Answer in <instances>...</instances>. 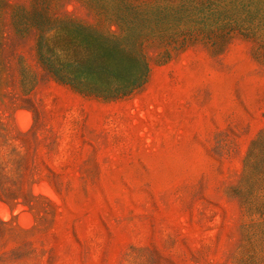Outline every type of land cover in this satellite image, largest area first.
<instances>
[{"label":"rangeland","instance_id":"obj_1","mask_svg":"<svg viewBox=\"0 0 264 264\" xmlns=\"http://www.w3.org/2000/svg\"><path fill=\"white\" fill-rule=\"evenodd\" d=\"M66 22L139 84L44 70ZM0 264H264V0H0Z\"/></svg>","mask_w":264,"mask_h":264},{"label":"trees","instance_id":"obj_2","mask_svg":"<svg viewBox=\"0 0 264 264\" xmlns=\"http://www.w3.org/2000/svg\"><path fill=\"white\" fill-rule=\"evenodd\" d=\"M135 22L136 19L130 23L134 25ZM52 30L57 43L49 42L43 33L38 36L39 61L53 77L83 94L85 84L93 88L94 91L88 89L93 95L121 94L132 85H138L146 72L135 48L137 35L129 33L122 40H116L68 22Z\"/></svg>","mask_w":264,"mask_h":264}]
</instances>
